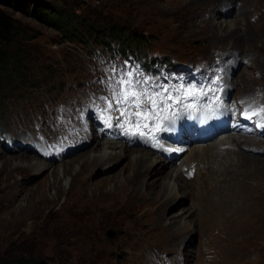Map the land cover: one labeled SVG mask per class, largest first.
I'll list each match as a JSON object with an SVG mask.
<instances>
[{
    "label": "rangeland",
    "instance_id": "374dc122",
    "mask_svg": "<svg viewBox=\"0 0 264 264\" xmlns=\"http://www.w3.org/2000/svg\"><path fill=\"white\" fill-rule=\"evenodd\" d=\"M80 1L69 0L68 9L74 15L81 19L96 18L100 20L98 27L104 26L106 21L117 23L124 27L126 36L132 32L134 37H144V47L141 52L130 49L128 57H118L115 48L109 53L103 52L95 43L87 46L72 41L33 17L15 14L33 38L23 44L29 51L27 82L0 94V262L40 257L43 264H224L223 255H227L230 264H264V239H259L254 227L249 225L244 232L231 233L227 223L220 221L226 208L220 204L211 206L197 197L201 186L207 190L214 189V186L209 182L199 186L207 180L206 162L200 156L188 159L196 145L176 143L163 127L158 131V138L162 145L165 141L167 147L164 150L165 147L158 143V150H151L156 152L155 155L138 143L142 138L140 135L126 133L119 126L123 120L117 119L119 112L102 111L105 104L99 99L110 95L107 84L113 69L139 73L140 79L147 78L154 87L168 88L181 85L208 88L207 82L224 70L230 86L228 104H237L230 107V113L245 121L247 112H258L264 107V0H242L248 1L243 9L246 17H239L242 2L237 0L239 2L232 7H218L216 18L214 8L202 12L205 0ZM219 11L225 16H220ZM194 13H199L193 20L195 23L191 28H184L183 21ZM211 17L216 23H227L230 29L233 25L239 26L240 36L250 25L251 35H255L252 41L257 43H240L243 45L240 51H229L239 39L221 46L218 41L222 40L221 35L226 36L227 28L216 23L205 28L204 19L209 21ZM212 34L220 36L216 39ZM217 47H223V52H230V56L223 55ZM218 88H211L199 102L205 101L206 105L208 100L213 103ZM246 99H254V102L243 105ZM199 102L194 113L200 109L197 107ZM213 110L216 111L214 116H220L221 107ZM179 111L185 112L178 109L177 115ZM177 115L175 120L183 118V115ZM205 115L210 116V112L206 111ZM107 116L112 117L110 126L105 123ZM262 117L264 113L257 115L259 119L255 125L259 120L264 123ZM209 121L221 123L217 119ZM250 127L254 128V125L245 127L246 131L254 135H244L241 131L224 132L214 135L209 143L215 145L241 135L250 137V141H264V134L259 135ZM210 129L205 127V130ZM145 131L153 135V131ZM186 136L193 140L202 139L193 132ZM122 137L131 140L130 150H144L155 160L159 159L158 156L164 158L163 151L168 157L173 155L170 158L175 159L174 163L164 169L161 179L166 172L176 168L188 179L185 193L179 195L176 185L175 194L178 195H174L167 208L168 214L162 220L158 215H148L150 211L156 214L157 208L138 207L134 202L125 205L124 199L118 196L105 198L104 193L103 197L98 193V196L84 199L80 190L82 181L73 180L82 173L85 160L102 154L93 151L97 138L120 146ZM134 137H138L137 141H132ZM229 142L219 144L218 148L236 150ZM172 146L177 148L172 149ZM178 148L184 150L178 151ZM106 152L111 154V150ZM250 152L264 160V154L258 153L256 148H250ZM21 157L26 161L22 163ZM116 159L85 175L83 181L91 185L89 192L93 185L106 178L112 179L110 185L107 184L109 187H105L107 192H113L115 185L127 184L129 159L124 156ZM187 159L189 163L183 168ZM235 160H227L216 167L224 170L233 162L237 163ZM65 162L72 163L73 168L63 177ZM37 163H49L53 169L35 172L29 168ZM188 167L192 168L186 173ZM54 170L59 171L57 179H61L60 183L54 184ZM224 180H227L226 176L220 179ZM251 183L255 189H264V178H254ZM174 184L175 181H171L172 187ZM131 204L138 207L139 215L128 207ZM246 215L263 219L256 209ZM175 223L180 226L174 227ZM239 224L236 220L237 228ZM160 230H164V235L155 237Z\"/></svg>",
    "mask_w": 264,
    "mask_h": 264
},
{
    "label": "bare ground",
    "instance_id": "6f19581e",
    "mask_svg": "<svg viewBox=\"0 0 264 264\" xmlns=\"http://www.w3.org/2000/svg\"><path fill=\"white\" fill-rule=\"evenodd\" d=\"M235 1L233 0H205V5H202L203 7L201 9L203 10L202 12H206V10H208L209 8H211L212 10L214 8L213 13L216 18L215 13L218 7H221V8L229 7V6L232 7L234 3L239 2V1L237 2ZM247 2L246 1L242 2V5H240L241 6L240 10H242V12L239 13V17H243V16L246 17L247 13L243 12V9H244V6L248 4ZM209 5H211V7H208ZM219 13H221L220 16H225V13H223L222 11L221 12L219 11ZM197 14L194 13V15L191 16L190 18H187L185 16L187 19L185 22L183 21V24L186 26L184 28H191L193 26V23H195L193 22V20L196 18ZM215 18L211 17L209 21H206V19H204L205 28L214 25L216 23ZM216 25L220 27L224 26L227 28V31H226L227 33H225L226 36L224 37V34L221 35L222 40L218 41L221 46L225 47L224 44H227L228 41L235 40V38L239 39L240 42L238 41L235 43L234 41L233 43L234 45H232L233 47H230L231 49L229 51L231 52L240 51V49L243 47L244 44H248V43L256 44L257 43L256 41H252V38L255 35L254 34L251 35L250 25L248 27V31L242 36H240L238 33L241 28L237 25H233L232 29H230L228 24L225 22L224 23L217 22ZM219 36L220 35H218V37ZM213 37H215L216 39L218 38L215 35ZM240 43L243 45L240 46ZM223 47H217V48L218 50H220V52L221 51L223 52L225 51ZM223 55L230 56V52L229 53L223 52ZM225 65H228V63H225ZM223 72L224 70L220 74H217L218 76L216 78L207 82V85H209L211 88L219 87L217 89V94H218L217 98H215L216 100L213 103H214V108L218 109L221 107L222 112L220 116H211V117H207L204 120H202V118L204 117V114L202 113V114H199V116H196L198 117V119L193 121V123L195 124L193 125L192 123L190 124V119L187 120V118H189L191 114L192 109L191 110L184 109L185 112L179 111L177 115V117L183 115L182 119H178V120L174 119L175 121L173 120L170 124L166 123V126L164 128L166 132H169L168 133L170 134L169 138L171 139L172 137L175 138L176 143L180 141L181 143H193L194 146L196 145L195 148L192 149V153L188 157V159L192 160L195 157L200 156L206 162L205 171L207 175L206 177L207 180H204L199 186L205 185L209 182L210 185L211 183L213 184L214 189L209 188V190L211 191L210 192L209 190L206 189V187L204 188L203 186H201L200 187L201 191L196 194L197 197L202 198V200L205 203L210 204L211 206L220 204L226 208L222 212V217L220 218V221H225L227 223L231 233L232 232L238 233V231L244 232L246 231L245 230L246 226L252 225L254 227L255 232H258L257 236H259V239L263 240L264 239V189L261 188L260 190H258V189H255V187L253 188L252 187L253 184L251 183V181L254 178H258V177L260 179L264 178V160H261L258 158L260 157V155H256L250 152V148H256V150L259 151L258 153L264 154V141H258V140L250 141L248 140L250 139V137H243L241 135V136H234L232 138L230 137L227 140V142H224L225 141L224 139L222 143H218L215 145H213V143H209V139H211L214 135L224 133V132H231V131H233V133L236 132L234 129L232 130L231 125H230L231 123H229L227 127H223V117L228 116L227 113L231 112L230 107L232 106L235 107L237 105L234 103H231V105L228 104L229 102L227 99L229 97V91L227 90L228 89L230 90V86L227 83L228 77H226L227 75L226 74L224 75ZM202 80L203 78L201 80H198V82L200 83ZM232 86L235 87V84H232ZM220 87L222 88L220 89ZM246 91L247 90H245L244 92ZM245 95H247V93ZM229 101H231V98ZM253 102H254V99H246L243 105H250ZM230 115L232 116V122L233 123L236 122V124L239 127H241V130H242L241 134L249 135V136L254 135L251 132H249V130L246 131V128L240 122L237 115L231 114V113ZM210 119H217L221 123H218V122L210 123L209 121ZM201 121H203L204 124ZM204 127H210V128H213L214 130L210 133L208 131H204ZM192 132L194 134L198 133L197 138H202V139L193 140L190 137L187 138L186 134L187 133L191 134ZM158 133H159L158 131H153V135L151 136L149 134H146L145 136H141L142 137L141 141L138 139V137H134L132 141H137L138 139L139 141L138 143H141V145L144 147L143 149H148L150 151L158 150V148L160 147L158 143L161 144V140L158 138ZM180 134H182V136H180ZM258 134L260 135L264 133H258ZM207 135H208V138H204V136H207ZM76 138L77 137H75V139ZM120 139H121L120 146H116L115 142L107 141V140L106 142H102L100 138H97L96 141L94 142L95 147L93 151L94 152L98 151V152H101L102 154L85 160L84 163L82 164V169H83L82 173L78 175L79 178L77 177L73 180L82 181L81 186L83 187H81L80 190L84 195V199L87 198L88 200V198H93L95 196H98V193L100 194L104 193L105 198H109L111 195L112 197L118 196V198L124 199L125 205H127L126 204L127 202H134L135 204L138 205V207L142 205L144 207L146 206L147 208L149 207L157 208L156 214H154L153 211H150L148 215L149 214L151 216L158 215L160 220L164 219L165 215L168 214L167 212L168 206L173 201V198L178 195L177 192L175 194L176 185L178 186L179 195L181 193H185L184 192L185 186H186V182L188 179L186 180V178L183 177V174H181L177 168L166 172L163 178L161 179L160 176L162 175V172L165 171L164 169H167V167H170L173 165L175 159L170 158L173 155L168 157L167 153L163 151L162 156H164V158H161V156L157 155L159 159L155 160L151 157V153L149 152H145L144 150H141V151L130 150L129 144L131 145L130 143L131 140H129L127 137L126 138L122 137ZM122 140L127 141L128 143H125ZM207 142L209 144H206ZM228 142L231 143V145H233L236 148V150L232 151L233 149L232 150L223 149V147L218 148L219 144L225 145ZM161 147H165L164 148L165 150L167 147V143L164 141ZM173 148L176 149L177 147L172 146V149ZM115 149H118V150H115ZM161 149L162 148H160V150ZM109 150H111V154L109 153L110 155H107L106 151H109ZM177 150L181 151L184 149L178 148ZM221 150H224V152H222ZM154 154L156 155V152ZM122 156L127 157L129 159L127 170H129L130 173H129V176H127L126 178L127 184L126 183H125L126 185L122 184L119 187L115 185L113 187L114 188L113 192H107L105 191V187L108 186L107 184L110 185L112 179L106 178V179H103V181L100 183L101 185L100 184L93 185L91 188V191L89 192V187H91V185H88V184L86 185L85 182L83 181L85 175L91 172L96 167L109 164L112 161H114L116 158L118 159L119 157H122ZM235 158L237 159L235 160L237 161V163L234 164L233 162L232 165L229 167L231 169L225 168L224 170H221V168L216 167L218 164H225L227 160H230L229 162L234 161ZM25 159L23 157L20 158L22 163L23 161H26ZM188 159L183 163L184 164L183 168L186 166L187 163H189ZM62 167H63L62 174H63V177H65L66 175L69 174V172L73 168V164L72 163L67 164L65 162V164ZM23 168L24 167H19V169L21 170ZM29 168L33 169L35 172H40V171H45V170L52 171L53 169L52 165H50L49 163H37L34 166H29ZM191 168L192 167H190L189 170L186 171V173L190 172ZM194 172L196 171L194 170ZM58 173L59 171H55V170L53 171L52 176L54 178V184H56L57 182L58 183L61 182V179H57ZM223 176L224 177L226 176L227 180L220 181V179ZM239 178H242L241 179L242 182L239 180ZM173 180L175 181V184L172 187L171 181ZM203 189H205V191H203ZM208 191L210 192L209 194H207ZM102 197H103V194H102ZM79 200H81V198H79ZM128 207L135 210V213L139 215L138 210L136 209L138 207L136 208L132 207V204L128 205ZM254 209L257 210L258 216L263 219L251 218L246 215L249 211L253 212ZM109 210H111V208H109ZM236 220L240 223L238 228L236 227ZM179 224L175 223L174 227L180 226ZM180 230L181 229H179L177 233ZM184 231H185V228L182 232ZM164 233H165L164 230H160L155 237L164 235ZM171 240L173 241V238ZM155 249L159 250L158 248H155ZM227 257H228L227 255H223L224 264H230L229 261L227 260ZM237 259H239V256ZM166 263L168 262L166 261ZM146 264L148 263L146 262Z\"/></svg>",
    "mask_w": 264,
    "mask_h": 264
},
{
    "label": "trees",
    "instance_id": "16d2710c",
    "mask_svg": "<svg viewBox=\"0 0 264 264\" xmlns=\"http://www.w3.org/2000/svg\"><path fill=\"white\" fill-rule=\"evenodd\" d=\"M68 8L69 0H0V94L14 90L27 82L26 66L29 51L23 44L32 40L33 37L16 19V13L33 17L72 41H78L87 46L95 43L102 48L103 52L109 53L115 48V52L119 54L118 57H128L130 49L137 53L141 52V47H144L145 38L134 37L132 32L126 36L123 26L106 21L104 26L98 27L100 20L93 17L81 19ZM159 60L162 61V59ZM0 264L43 263L40 257H32L10 259Z\"/></svg>",
    "mask_w": 264,
    "mask_h": 264
},
{
    "label": "snow or ice",
    "instance_id": "6c2138e0",
    "mask_svg": "<svg viewBox=\"0 0 264 264\" xmlns=\"http://www.w3.org/2000/svg\"><path fill=\"white\" fill-rule=\"evenodd\" d=\"M107 87L110 95L99 98L105 104L102 111L119 112L117 119L123 118L119 126L124 128L126 133L140 136L147 134L145 130L160 131L166 123L170 124L176 118L178 109L195 108L200 97L211 91L210 86L154 87L147 78L140 79L139 73L117 72L115 69L112 70ZM260 113H264V107L258 112L250 110L245 114V118L251 119ZM111 120L112 117L107 116L105 123L110 126Z\"/></svg>",
    "mask_w": 264,
    "mask_h": 264
}]
</instances>
